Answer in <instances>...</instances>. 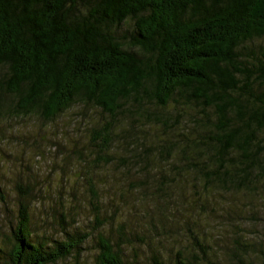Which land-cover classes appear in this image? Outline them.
Segmentation results:
<instances>
[{
	"label": "trees",
	"instance_id": "1",
	"mask_svg": "<svg viewBox=\"0 0 264 264\" xmlns=\"http://www.w3.org/2000/svg\"><path fill=\"white\" fill-rule=\"evenodd\" d=\"M174 99L202 108L191 136L162 148L132 144L140 172L152 175L158 155L177 176L197 169L206 190L253 189L264 179V0H0V116L51 121L76 104L98 109L107 121L91 123L89 137L99 159L113 162L117 139L127 144L132 133L123 122L132 129L136 110L156 116ZM18 192L0 264H58L81 249L90 234L71 227L73 212L51 223L63 238L44 230L35 239L29 188ZM98 244L96 264H138L106 236ZM193 259L177 264H200Z\"/></svg>",
	"mask_w": 264,
	"mask_h": 264
},
{
	"label": "rangeland",
	"instance_id": "2",
	"mask_svg": "<svg viewBox=\"0 0 264 264\" xmlns=\"http://www.w3.org/2000/svg\"><path fill=\"white\" fill-rule=\"evenodd\" d=\"M201 109L174 99L156 116L136 110L132 129L128 119L123 122L132 130L127 144L117 139L107 155L113 162L99 159L100 148L89 137L91 123L107 121L98 109L76 104L51 121L37 113L0 116V238L17 225L18 185H24L35 239L44 230L63 238L65 229L51 223L69 212L77 220L71 227L90 234L77 253L58 264H96L101 235L122 245L125 258L138 264H156L155 256L160 264L194 257L200 264H264V179L254 190L217 185L206 190L197 169L177 176L176 165L166 166L155 154L152 175L145 176L142 165L133 162L132 144L139 143V150L141 142L162 148L169 140L181 143V132L191 136L188 130ZM203 160L210 172V160Z\"/></svg>",
	"mask_w": 264,
	"mask_h": 264
}]
</instances>
